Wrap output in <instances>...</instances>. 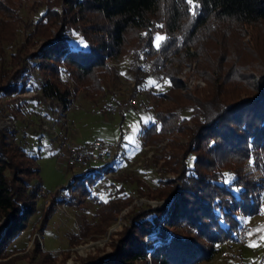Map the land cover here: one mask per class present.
<instances>
[{
	"label": "trees",
	"instance_id": "16d2710c",
	"mask_svg": "<svg viewBox=\"0 0 264 264\" xmlns=\"http://www.w3.org/2000/svg\"><path fill=\"white\" fill-rule=\"evenodd\" d=\"M23 8V0H0V101L28 92L29 61L44 77L42 99L63 107L72 93L82 92L92 103L105 99L121 58H130L135 91L147 85L149 73L167 84L155 95L153 121L140 134L143 149L167 140L152 158L162 161L157 187L132 175L112 177L115 196L97 201L99 221L82 224L72 242L105 234L132 205V197L118 196L126 183L158 204L128 210L109 237V251L80 264H204L219 257L244 218L264 208V178L246 172L251 161L264 176V0H39L30 9L42 14L30 22L21 16ZM21 30L24 42L4 66V46ZM70 31L80 33L83 48L72 47ZM157 36L166 38L159 47ZM194 58L205 87L182 92L177 75ZM45 134L39 127L18 132L0 126V264L18 261L12 245L35 217L33 249L24 258L29 264L56 261L36 237L58 205L72 203L52 194L38 210L37 161ZM98 169L89 167L68 189L77 184L79 198L90 196L100 181Z\"/></svg>",
	"mask_w": 264,
	"mask_h": 264
},
{
	"label": "rangeland",
	"instance_id": "374dc122",
	"mask_svg": "<svg viewBox=\"0 0 264 264\" xmlns=\"http://www.w3.org/2000/svg\"><path fill=\"white\" fill-rule=\"evenodd\" d=\"M24 8L21 10V16L26 22L35 21L41 14L42 10L34 13L30 7L34 1L23 0ZM16 41L12 44L5 45V64L8 66L10 56L17 51V48L24 42V31H20L16 36ZM70 43L73 46L83 48V40L80 33L70 31L68 33ZM156 45V39H155ZM32 48L36 50L37 47ZM192 52L193 50L190 49ZM114 64L117 70L116 81L110 86V94L97 100L96 103L89 101L82 92L72 93L69 97L70 104L66 107L59 105L50 100L42 99L41 87L44 85V77L37 70L34 61L28 62V81L29 90L26 94L17 97H5L0 101V126L7 131H38V127L45 134L41 139L40 150L38 153V165L40 168L41 189L39 193L41 198L38 201V210L43 206V202L52 194L69 201L70 205H58L56 212L53 214L46 227L39 231L37 239L44 252L51 253L56 261L53 264H80L81 259L87 256H102L109 251V237L121 229V216L131 209H147L148 206L155 207L158 203L141 198L138 196L137 187L126 183L123 187L125 190L119 193V197L130 196L133 203L118 220L108 228L105 234L98 238H82L78 242H72L73 237L78 234L82 224L88 223L94 227L98 218L97 201L105 202L115 196V190L109 186L112 177L122 175H132L143 181L147 187H157L158 179L161 177L159 167L162 161H156L152 158L164 150L167 142L165 140L158 146L144 147L140 143V134L146 126L153 121L154 109L157 105L156 94L163 92L167 84L155 78L153 73L148 78L147 85L140 87L137 91L134 89V78L130 71V58H121ZM0 63V67H1ZM197 62L195 58L189 60L177 77L184 83L182 92L191 91L195 88H204L205 83L198 77L196 71ZM147 69H142L146 73ZM65 76H63L64 78ZM66 81V78L63 79ZM134 99L136 106H128V100ZM114 103L115 111L110 114H98L95 112L100 109L103 103ZM184 116H188L184 113ZM102 140L104 144L113 146L111 152L114 155L113 172L107 177L105 182H98L91 189L90 196L80 197L77 184L72 189H68L74 177L82 176L88 170V165L76 166L66 170L64 163L58 158L60 151H63V145H82L89 144L93 140ZM28 142L37 153V139L31 137ZM63 142V144H61ZM37 155V154H36ZM110 169V170H111ZM246 172L251 173L255 178L261 180L264 176L259 173L251 161L246 165ZM172 177L171 174H166ZM118 183V182H117ZM226 185L230 184L225 181ZM87 187L89 188L88 184ZM80 199L81 202H78ZM261 203L264 207V193L261 194ZM261 220L264 221V211L260 212ZM258 215V216H260ZM35 217L25 232L13 243L12 247L17 249L18 261L9 264H29L25 260L24 254L30 253L32 247V237L30 232ZM258 217L256 216V220ZM246 218H244V221ZM248 222H251L250 219ZM244 223H242V226ZM239 233V232H238ZM172 234H170L171 236ZM254 237V236H253ZM260 245L264 244L263 235L256 237ZM225 243L220 251L219 257L223 260L228 256L229 244ZM73 244V245H72ZM244 248V247H243ZM69 251L68 255L65 252ZM11 257V258H12ZM215 255L211 261L204 264H222L223 261ZM242 257V255H241ZM31 264H43L38 259H34Z\"/></svg>",
	"mask_w": 264,
	"mask_h": 264
},
{
	"label": "built area",
	"instance_id": "2783aa9c",
	"mask_svg": "<svg viewBox=\"0 0 264 264\" xmlns=\"http://www.w3.org/2000/svg\"><path fill=\"white\" fill-rule=\"evenodd\" d=\"M128 106L135 107L136 104L131 101V99L127 102ZM114 103L111 102L107 105L106 108H103L101 114H110L115 111ZM63 144V142H61ZM109 148H113V146L104 144L102 140H93L89 142V144H85L83 146H75L73 144L63 145V151H60L58 158L64 163L66 170L68 166L72 164H80V165H88V167H97L99 165H105L112 159H114V155H109ZM106 178H103L100 183L105 182ZM95 186V185H94ZM99 184H96V189H98ZM263 207V202L261 203V208ZM245 231L243 234H238V239L235 242L240 244H244L247 242L251 232H252V224L246 223ZM227 242V241H225ZM241 256V255H240ZM223 264H240L239 257H231L230 255L225 256L223 258ZM255 264H264V254L260 257Z\"/></svg>",
	"mask_w": 264,
	"mask_h": 264
},
{
	"label": "crops",
	"instance_id": "0c3cea01",
	"mask_svg": "<svg viewBox=\"0 0 264 264\" xmlns=\"http://www.w3.org/2000/svg\"><path fill=\"white\" fill-rule=\"evenodd\" d=\"M262 210L264 211V208ZM258 215H260V213ZM258 215L248 217L245 221L246 223L252 224V232L244 248L242 249V251H240L245 264H255L264 254V244L262 243V245H260V241H258V239L256 238L257 235H263L264 233V221L261 220V215ZM256 216L258 217L257 220ZM249 219L251 222H248Z\"/></svg>",
	"mask_w": 264,
	"mask_h": 264
},
{
	"label": "bare ground",
	"instance_id": "6f19581e",
	"mask_svg": "<svg viewBox=\"0 0 264 264\" xmlns=\"http://www.w3.org/2000/svg\"><path fill=\"white\" fill-rule=\"evenodd\" d=\"M131 101L136 104V102H135L134 99H131ZM108 104H109V102L108 103H105V104L103 103V105L100 106V109L97 110L95 112V114L96 115L101 114V112H99V111H102L103 108H106ZM83 145H85V144L75 145V146L77 147V146H83ZM109 155H113V153L111 152V148H109ZM76 166H85V165L72 164L71 166H68V167L69 168H74ZM112 166H113V159L111 161H109L108 163H106L105 165H99V166H97L99 169L97 170V172L95 174H99L100 175V179L106 178V177H108L110 175V169L112 168ZM244 231H245V224L242 226V228L240 229V231H239L238 234H243ZM237 237H238V235H237ZM237 237H235V238L238 239ZM235 240L234 241H231L228 244L230 246L229 247V250H228V255H230L231 257H239V263L240 264H245L244 261H243V259H242V257L240 256L241 255V252L240 251H242V249H243V247L245 246L246 243L240 244L238 242H235Z\"/></svg>",
	"mask_w": 264,
	"mask_h": 264
},
{
	"label": "snow or ice",
	"instance_id": "6c2138e0",
	"mask_svg": "<svg viewBox=\"0 0 264 264\" xmlns=\"http://www.w3.org/2000/svg\"><path fill=\"white\" fill-rule=\"evenodd\" d=\"M189 2L191 3V0H189ZM156 46L159 47L160 46V43L165 40L166 38L165 37H161V36H157L156 38Z\"/></svg>",
	"mask_w": 264,
	"mask_h": 264
}]
</instances>
